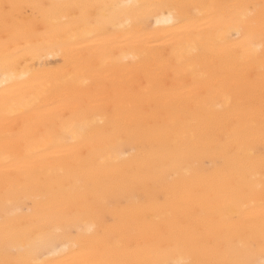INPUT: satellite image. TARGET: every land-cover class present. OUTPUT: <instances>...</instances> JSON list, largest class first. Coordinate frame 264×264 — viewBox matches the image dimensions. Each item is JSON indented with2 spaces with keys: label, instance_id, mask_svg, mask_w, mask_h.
<instances>
[{
  "label": "bare ground",
  "instance_id": "6f19581e",
  "mask_svg": "<svg viewBox=\"0 0 264 264\" xmlns=\"http://www.w3.org/2000/svg\"><path fill=\"white\" fill-rule=\"evenodd\" d=\"M10 4L43 35L6 44ZM262 85L264 0H0V260L259 264Z\"/></svg>",
  "mask_w": 264,
  "mask_h": 264
},
{
  "label": "snow or ice",
  "instance_id": "6c2138e0",
  "mask_svg": "<svg viewBox=\"0 0 264 264\" xmlns=\"http://www.w3.org/2000/svg\"><path fill=\"white\" fill-rule=\"evenodd\" d=\"M24 5L19 4H10L4 5V24H5V31L11 32V36L9 40H6V44L9 42L16 43L18 41H25L29 42L33 39H38L43 33L39 32L34 24H25L22 26H18L13 22V17L10 15V10L13 12L19 9L24 8ZM30 7L37 8L42 7L40 5H31ZM61 7L69 10H81V15L78 17L73 18V23L75 25H79L83 23L85 25H92L95 28L101 27L100 20L101 18L106 15L109 10L120 8V7H135L136 9L140 10H148L154 7L153 5H110V4H67L62 5ZM168 7L180 10L191 7L190 5L185 4H174L169 5ZM202 7H215L213 5H205ZM237 8H245L247 6L238 5L235 6ZM246 16H241L239 19L242 22L245 20ZM67 19V17H65ZM95 21V24H93ZM83 35H90L88 32H83ZM75 35V33H74ZM241 39L243 44L241 45L243 48V54H247L248 51L254 47L251 38L247 37L246 35H242ZM261 96L264 98V85L261 88ZM261 125H262V140H264V100H262L261 105ZM261 167L264 169V159L261 160ZM261 208L264 209V177H262V184H261ZM115 226V221L110 217L104 215L103 213L99 214L98 223L96 225L90 226L89 230L91 231L92 228H99L106 232L110 231ZM261 236H262V247H264V216H262L261 220ZM179 244L180 241L177 240ZM125 242L122 238L117 237L116 239H106L103 241L102 246H100L97 250L103 252H110V253H117L121 249L125 247ZM95 247V245H93ZM22 251V249H18L15 247H9L7 244L5 246V254L6 256L12 253H16ZM0 264H42L41 261L35 260H27L23 258L17 259H3L0 260ZM101 264H241V262L231 261V260H220V259H196L190 258L183 261H166V262H159V261H151L145 259H106L101 262ZM259 264H264V258H262Z\"/></svg>",
  "mask_w": 264,
  "mask_h": 264
}]
</instances>
